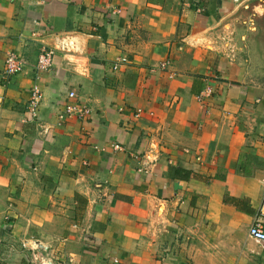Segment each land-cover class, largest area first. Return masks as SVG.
I'll return each instance as SVG.
<instances>
[{"label": "crops", "instance_id": "1", "mask_svg": "<svg viewBox=\"0 0 264 264\" xmlns=\"http://www.w3.org/2000/svg\"><path fill=\"white\" fill-rule=\"evenodd\" d=\"M263 20L264 0H0V264H264ZM69 102L92 114L60 122Z\"/></svg>", "mask_w": 264, "mask_h": 264}, {"label": "built area", "instance_id": "2", "mask_svg": "<svg viewBox=\"0 0 264 264\" xmlns=\"http://www.w3.org/2000/svg\"><path fill=\"white\" fill-rule=\"evenodd\" d=\"M114 13H118V12H114ZM123 61L125 62V60ZM55 64H56L55 52L52 50H44L39 58L38 70L40 72H50L54 69ZM119 66L120 65H117L115 67V70H118ZM24 69H25L24 61L21 58H19L17 54H11L6 60L5 78L9 80L10 78L21 74L24 71ZM69 98L71 101L76 100L77 99L76 93L75 92L70 93ZM43 99H44V93L40 86V78H37L36 85L32 88L31 98L29 102V115H30L31 123L40 122ZM91 114L92 112L88 107L69 102L65 106L64 110L61 113H59L58 118L60 122L64 123L68 121L70 118L85 120L88 117H90ZM116 149L121 150L122 148L117 146ZM156 161H158V159L149 158V162L144 164L145 166H142V168L139 170V173L148 174L150 172V169L154 167V165L156 164ZM249 235L253 240L264 244V216H261L255 220V223L249 230ZM24 247L26 246L24 245ZM32 255L35 259V261H33V264H71L70 262L54 263L48 257H39L37 256V254L35 255V252H33Z\"/></svg>", "mask_w": 264, "mask_h": 264}, {"label": "rangeland", "instance_id": "3", "mask_svg": "<svg viewBox=\"0 0 264 264\" xmlns=\"http://www.w3.org/2000/svg\"><path fill=\"white\" fill-rule=\"evenodd\" d=\"M256 18H257V16H256ZM263 23H264V20H263ZM11 54H16V53H11ZM11 54H9L8 56H7V58L11 55ZM20 58V57H19ZM26 66V65H25ZM117 65H115V67H116ZM25 246H27L26 244H25ZM24 247V246H23ZM24 249H26L25 247H24ZM36 250H41V249H36ZM49 253V252H48ZM38 255V254H37ZM49 255H50V253H49ZM45 257H48V258H50V260H52L54 263H57L58 261H57V259L55 258V257H53V256H45ZM33 261H35V259H34V257H33Z\"/></svg>", "mask_w": 264, "mask_h": 264}, {"label": "trees", "instance_id": "4", "mask_svg": "<svg viewBox=\"0 0 264 264\" xmlns=\"http://www.w3.org/2000/svg\"><path fill=\"white\" fill-rule=\"evenodd\" d=\"M188 173V172H187Z\"/></svg>", "mask_w": 264, "mask_h": 264}]
</instances>
